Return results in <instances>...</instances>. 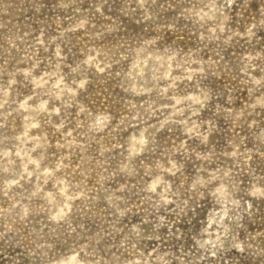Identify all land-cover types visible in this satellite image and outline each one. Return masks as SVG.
Wrapping results in <instances>:
<instances>
[{"label":"clouds","instance_id":"clouds-1","mask_svg":"<svg viewBox=\"0 0 264 264\" xmlns=\"http://www.w3.org/2000/svg\"><path fill=\"white\" fill-rule=\"evenodd\" d=\"M0 264H264V0H0Z\"/></svg>","mask_w":264,"mask_h":264}]
</instances>
